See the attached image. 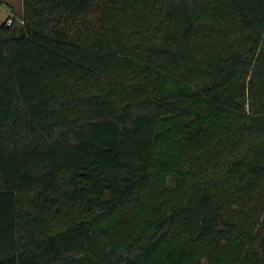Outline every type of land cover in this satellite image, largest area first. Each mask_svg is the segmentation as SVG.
I'll use <instances>...</instances> for the list:
<instances>
[{
    "label": "trees",
    "instance_id": "1",
    "mask_svg": "<svg viewBox=\"0 0 264 264\" xmlns=\"http://www.w3.org/2000/svg\"><path fill=\"white\" fill-rule=\"evenodd\" d=\"M22 3L0 264H264V0Z\"/></svg>",
    "mask_w": 264,
    "mask_h": 264
},
{
    "label": "rangeland",
    "instance_id": "2",
    "mask_svg": "<svg viewBox=\"0 0 264 264\" xmlns=\"http://www.w3.org/2000/svg\"><path fill=\"white\" fill-rule=\"evenodd\" d=\"M23 14V3L22 0H0V25L5 23V21L12 17L19 19ZM13 22V23H14Z\"/></svg>",
    "mask_w": 264,
    "mask_h": 264
},
{
    "label": "built area",
    "instance_id": "3",
    "mask_svg": "<svg viewBox=\"0 0 264 264\" xmlns=\"http://www.w3.org/2000/svg\"><path fill=\"white\" fill-rule=\"evenodd\" d=\"M15 19H16V18H12V17H10V18H8V19L6 20V23H7L8 25H12ZM21 23H23V21H21Z\"/></svg>",
    "mask_w": 264,
    "mask_h": 264
}]
</instances>
